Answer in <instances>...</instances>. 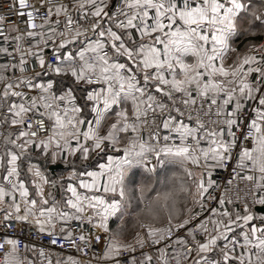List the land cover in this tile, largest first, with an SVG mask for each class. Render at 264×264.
<instances>
[{"label":"snow or ice","instance_id":"obj_1","mask_svg":"<svg viewBox=\"0 0 264 264\" xmlns=\"http://www.w3.org/2000/svg\"><path fill=\"white\" fill-rule=\"evenodd\" d=\"M0 264H264V0H0Z\"/></svg>","mask_w":264,"mask_h":264},{"label":"built area","instance_id":"obj_2","mask_svg":"<svg viewBox=\"0 0 264 264\" xmlns=\"http://www.w3.org/2000/svg\"><path fill=\"white\" fill-rule=\"evenodd\" d=\"M58 251H62L65 256L67 255H78L75 251V249H57Z\"/></svg>","mask_w":264,"mask_h":264}]
</instances>
